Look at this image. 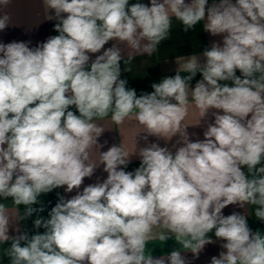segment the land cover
<instances>
[{
    "label": "clouds",
    "instance_id": "1",
    "mask_svg": "<svg viewBox=\"0 0 264 264\" xmlns=\"http://www.w3.org/2000/svg\"><path fill=\"white\" fill-rule=\"evenodd\" d=\"M10 2L0 0V7ZM44 3L54 10L58 35L36 47L0 43V198L25 206L13 225L0 203L9 264H189L181 250L159 258L148 250L149 240L173 237L194 258L206 245L226 241L210 264H264V232H253L245 214L222 211L254 205L255 218L264 221V0H219L207 8L208 0ZM173 17L185 32L205 21L204 31L223 35L222 44L205 48L203 63L197 55L177 57L176 74L140 96L120 78L116 44L89 65V54L109 41L133 50L125 64L134 53L152 55L169 38ZM10 19L0 15V31ZM197 73L202 79L191 88ZM189 94L199 110L196 126L206 125L204 139L195 142L183 124ZM110 113L116 125L137 121L145 141L155 136L167 144L178 135L175 152L158 143L137 148L140 166L128 172L133 154L112 145L99 151L107 178L80 191L100 166L89 162L90 149L103 147L97 140L104 129L94 121ZM61 187L76 194L59 196L45 219L39 197ZM33 216L34 227L45 231L29 236L19 222ZM10 226L19 234L10 236Z\"/></svg>",
    "mask_w": 264,
    "mask_h": 264
},
{
    "label": "crops",
    "instance_id": "2",
    "mask_svg": "<svg viewBox=\"0 0 264 264\" xmlns=\"http://www.w3.org/2000/svg\"><path fill=\"white\" fill-rule=\"evenodd\" d=\"M130 4L141 2L148 4L150 6V0H129ZM186 3H190V0H185ZM218 3L219 0H208L207 7H210L213 3ZM233 3L236 0H232ZM7 13L10 16V22L6 29L0 31V43H10V42H30L29 47H36L38 44L47 40L51 36L58 35L54 31V25L57 20L51 19L54 16V10H49L44 3V0H11V2L6 7H0V15ZM205 21L199 22L194 29L187 32L183 30V25L180 21L176 20L174 17L172 19V28L170 30L169 38L162 41L158 47L157 51L152 55L146 53H134V59L131 64H125L128 58V54L133 52V50L126 44V42L119 41H109L101 52L96 54H89L91 60H94L96 55L102 54L103 50L112 47L116 44L122 51L123 59L121 60V79L127 80V87L135 89L137 96L144 93H151L153 91L151 85L153 83L160 82L164 77L174 76L176 74V69L179 65L176 62L177 57H189L191 55H197L200 57V62H204V57L202 53L205 48H210L213 42H219L222 44L223 35L212 36L209 32L204 31ZM131 67V72L123 71L125 68ZM182 76L188 75L186 72H181ZM236 75L240 76L241 73L237 70ZM202 79V75L197 73V75L189 82L190 87L194 88L197 81ZM221 83H227L232 86L231 81H225ZM174 102V101H173ZM189 114L183 121L184 126H189L186 131L189 133L190 140L195 142L196 139L203 140L204 130L206 125L204 121H201L200 126H196L199 123V110L195 108L194 102L192 101L191 94H189ZM70 110L76 112L75 106H72ZM216 111V110H212ZM79 115L78 112H76ZM250 118V116H249ZM208 122H213L214 117L211 115V111L207 116ZM99 126L104 129V132L98 137V144L103 145L99 150L96 147L90 149V163H94L97 166L100 165L99 151H107L112 145L121 144L129 154H133L130 157V162L124 169L128 172H134L136 168L140 166L141 158L134 153L137 148L146 147L150 143H158L161 147L167 146L170 150L175 152V148L172 147L173 144L179 139V136H174L171 141L166 142L163 139H158L155 136H149L148 140L145 141L143 137L146 135L143 133L144 129L135 120H125L122 125H116L111 121V113L108 117L103 120H95ZM195 135H192V134ZM137 140V147L135 141ZM106 142V143H105ZM180 145H177L179 147ZM123 167V166H121ZM104 165L101 164L94 172L91 178H85L80 191L83 190L84 186L89 184H94L98 180L103 181L107 178V173L103 171ZM245 173H247L246 166L243 168ZM66 187V186H65ZM76 194V190L71 193H66L64 187L53 190L52 192L39 197L41 203H44L45 210L40 213L45 219L49 218L48 213L51 208L55 206L58 202L59 196H64L66 199L71 198ZM0 203H4L8 209L9 216L13 225L16 223L17 214L23 216L25 206H15L12 199L9 197L7 199L0 198ZM254 205H245L244 208L239 207V205H229L223 209V214L225 216L237 212L240 214H245L248 217L249 227L255 232L260 229L264 232V221H259L254 216L255 211ZM33 216L27 221L19 222V227L22 232H27L29 236L36 234L37 232L43 233L45 229L43 227L36 229L34 227ZM155 231H161L156 229ZM10 236L18 235L15 231L14 226H10L9 233ZM212 239H215L214 230L209 233ZM9 242H0V264H9L7 256L3 255L4 249L10 246ZM226 243V241L216 240L215 243L208 244L205 246L204 250L199 254L198 258H194L191 252L186 251L181 248V246L176 243L175 238H170L166 242L159 241L158 239H152L148 241V250L151 251L154 257L159 258L161 255H169L171 251L178 249L181 250L182 256H185L189 264H210L211 257L219 256L221 251H226V249L221 248V244ZM167 264V261H166Z\"/></svg>",
    "mask_w": 264,
    "mask_h": 264
}]
</instances>
